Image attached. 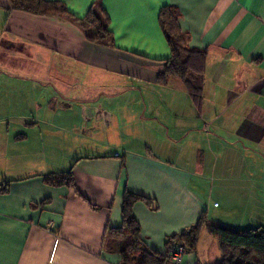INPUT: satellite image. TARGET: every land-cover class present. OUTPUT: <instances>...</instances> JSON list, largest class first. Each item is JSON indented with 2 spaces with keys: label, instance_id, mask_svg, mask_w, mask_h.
<instances>
[{
  "label": "crops",
  "instance_id": "0c3cea01",
  "mask_svg": "<svg viewBox=\"0 0 264 264\" xmlns=\"http://www.w3.org/2000/svg\"><path fill=\"white\" fill-rule=\"evenodd\" d=\"M44 1L74 17L0 0V264H119L106 241L121 231L124 192L151 203L132 212L143 248L162 256L202 215L232 230L264 227V0ZM167 6L188 47L205 53L197 103L178 78L157 82L170 56L158 22ZM91 11L109 33L96 42L73 20ZM102 92L123 102L96 104L84 124L118 125L115 146L87 151L66 120L36 115L56 100L79 127L80 93L83 103ZM69 172L74 187L44 183ZM211 240L206 227L182 264H217Z\"/></svg>",
  "mask_w": 264,
  "mask_h": 264
},
{
  "label": "trees",
  "instance_id": "16d2710c",
  "mask_svg": "<svg viewBox=\"0 0 264 264\" xmlns=\"http://www.w3.org/2000/svg\"><path fill=\"white\" fill-rule=\"evenodd\" d=\"M14 10L28 12L38 16H69L71 15L61 3L44 0H9ZM104 13L89 12L82 19L81 28L86 30L88 42H96L108 36L99 16ZM180 13L173 7H163L158 16L170 56L163 60L164 67L158 73L157 82L165 84L169 77L178 78L184 85L190 97L200 101L203 85V71L205 67V53L188 47V37L179 26ZM92 30V31H89ZM44 183L51 186L74 187L71 173L47 175ZM143 202L151 206L145 197L124 192L121 206V231L108 234L106 244L113 247L119 255V264H167V254L164 256L156 252L145 250L140 239L139 224L133 216V206ZM208 228L209 236L216 242L221 259L217 264H258L250 262L248 250L256 252L257 259L264 261V227L246 230H232L225 227L207 225L205 215L189 231L169 238L166 247L171 242L184 247L185 251H194L198 245L200 234Z\"/></svg>",
  "mask_w": 264,
  "mask_h": 264
},
{
  "label": "rangeland",
  "instance_id": "374dc122",
  "mask_svg": "<svg viewBox=\"0 0 264 264\" xmlns=\"http://www.w3.org/2000/svg\"><path fill=\"white\" fill-rule=\"evenodd\" d=\"M92 31V30H89ZM38 67V63L35 64H29V67ZM37 95H35L34 93L31 94V100H33ZM120 96L115 95V94H108V93H95L92 94L91 97L89 95V100L88 102H81V99H85V94H81L80 93V107L82 106L84 108V110L82 111V114L84 112V114L82 115L80 112L79 114L82 115L83 117L81 118V121H83V125L81 126H74L73 124H69L71 123V121H73V116L71 115L73 111L68 110L69 107H67L66 105H61L59 104L56 100H52L51 103L48 105V115H44V113H36V115L38 116V118H51V117H60L64 120H66V122L64 123V125H69L72 126V132L73 134L75 133L74 130H78L79 133L77 135L78 140L76 141L78 144H83L86 145L87 151H90L92 149V146L96 147L99 145V143H102V141L105 139L109 144L112 145H117L118 144V133L117 129H119V126H112V127H108V126H103L101 125L102 121H98L99 125H95L92 126L88 129H86V124L85 120L87 118H91L93 116V113L96 112L97 113V108H99L98 105L96 104H102V108H105V104H108L107 101H111L113 100L115 103L119 102H123V100H115L116 98H119ZM132 97L130 94H128V96H126V98ZM96 105L95 109L93 108ZM116 109H114L115 111ZM112 111V110H111ZM117 112V111H115ZM31 113L33 115H35L31 109ZM75 119H77V111L74 114ZM97 116H93V118H96ZM103 118V117H100ZM51 120V119H49ZM44 129V127H42ZM121 128V127H120ZM70 130L71 128L69 127H62L57 129L58 133L57 134H70ZM85 130V131H84ZM128 128H124V132H129ZM47 131H53L55 133V130L52 129V127H48L47 126ZM133 131V129L131 130ZM76 135V134H75ZM212 239V238H211ZM211 241H214L213 239ZM214 243V242H213ZM216 243V242H215ZM255 253V250L253 249H249L248 250V260L252 263L256 262L253 261V259L251 258V255H253ZM259 261H263L262 259H259ZM264 262V261H263Z\"/></svg>",
  "mask_w": 264,
  "mask_h": 264
},
{
  "label": "built area",
  "instance_id": "2783aa9c",
  "mask_svg": "<svg viewBox=\"0 0 264 264\" xmlns=\"http://www.w3.org/2000/svg\"><path fill=\"white\" fill-rule=\"evenodd\" d=\"M167 249V264H182L185 254L184 247L171 242Z\"/></svg>",
  "mask_w": 264,
  "mask_h": 264
}]
</instances>
